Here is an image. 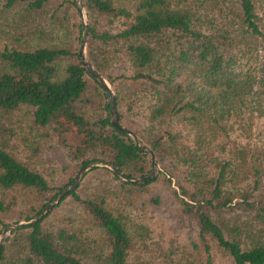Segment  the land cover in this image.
<instances>
[{"label": "trees", "instance_id": "obj_1", "mask_svg": "<svg viewBox=\"0 0 264 264\" xmlns=\"http://www.w3.org/2000/svg\"><path fill=\"white\" fill-rule=\"evenodd\" d=\"M83 7L88 60L158 173L137 183L92 167L7 235L0 264H264V0ZM81 34L76 0H0V230L39 213L91 160L150 170L81 63ZM52 144L67 163L48 162ZM164 191L195 228L188 242L153 227Z\"/></svg>", "mask_w": 264, "mask_h": 264}, {"label": "water", "instance_id": "obj_2", "mask_svg": "<svg viewBox=\"0 0 264 264\" xmlns=\"http://www.w3.org/2000/svg\"><path fill=\"white\" fill-rule=\"evenodd\" d=\"M77 4V10L79 14L81 15V23H82V34L80 37V42H79V56L81 63L83 66L86 68L88 73L94 77L107 91L108 93V100L110 103V117H111V122L117 126L121 131H123L127 136H129L133 142L142 149L143 152L146 153L147 157L149 158L151 162V167L150 170L147 174L143 176H132L124 173L123 171L119 170L117 166H115L114 163L108 160H91L88 163L84 164L81 166V168L78 170V172L75 174V176L72 179V182L63 186L62 189L42 208V210L33 215L32 217L29 218H22L18 221H12L7 224H5L0 232V246L4 243L7 235L11 233L12 230L22 227L26 224L34 223L38 219H40L43 215H45L63 196H65L71 189L75 188V186L78 184L79 180L83 176V174L91 169L92 167L95 166H107L109 167L112 171H114L121 179L127 180V181H132V182H145L154 176H156L158 172L159 165L157 161L155 160L153 151L147 147V145L141 141L133 131H131L129 128L121 125L118 122L116 110H115V98H114V91L112 86L110 85L109 81L100 73H98L90 61L88 60L87 57V52H86V44H87V26H86V19L84 18L85 12H84V7H83V0H76Z\"/></svg>", "mask_w": 264, "mask_h": 264}, {"label": "rangeland", "instance_id": "obj_3", "mask_svg": "<svg viewBox=\"0 0 264 264\" xmlns=\"http://www.w3.org/2000/svg\"><path fill=\"white\" fill-rule=\"evenodd\" d=\"M84 18L86 19V16H84ZM45 156L50 164H62L69 161L65 150L56 144H52V146L46 151ZM55 176L59 177L61 180L65 177L63 175H59V173H56ZM153 227L155 229H162L167 235L177 236L180 242H188L195 234L194 226L189 223V221L181 213L176 198L169 196L167 191H164L162 203L154 210Z\"/></svg>", "mask_w": 264, "mask_h": 264}]
</instances>
